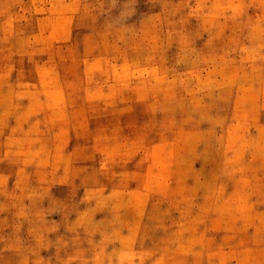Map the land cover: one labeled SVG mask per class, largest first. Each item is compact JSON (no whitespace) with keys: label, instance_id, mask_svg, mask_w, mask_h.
Masks as SVG:
<instances>
[{"label":"rangeland","instance_id":"rangeland-1","mask_svg":"<svg viewBox=\"0 0 264 264\" xmlns=\"http://www.w3.org/2000/svg\"><path fill=\"white\" fill-rule=\"evenodd\" d=\"M0 264H264V0H0Z\"/></svg>","mask_w":264,"mask_h":264}]
</instances>
